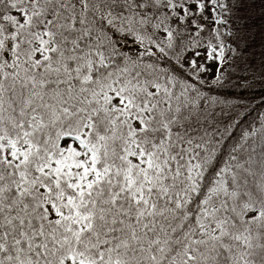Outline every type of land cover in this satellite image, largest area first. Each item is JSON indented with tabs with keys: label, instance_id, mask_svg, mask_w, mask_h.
<instances>
[{
	"label": "snow or ice",
	"instance_id": "6c2138e0",
	"mask_svg": "<svg viewBox=\"0 0 264 264\" xmlns=\"http://www.w3.org/2000/svg\"><path fill=\"white\" fill-rule=\"evenodd\" d=\"M0 264H264V0H0Z\"/></svg>",
	"mask_w": 264,
	"mask_h": 264
},
{
	"label": "trees",
	"instance_id": "16d2710c",
	"mask_svg": "<svg viewBox=\"0 0 264 264\" xmlns=\"http://www.w3.org/2000/svg\"><path fill=\"white\" fill-rule=\"evenodd\" d=\"M229 91H231V90H229Z\"/></svg>",
	"mask_w": 264,
	"mask_h": 264
}]
</instances>
